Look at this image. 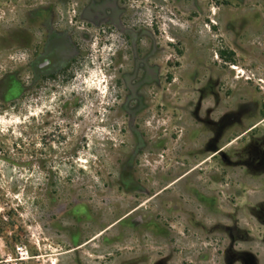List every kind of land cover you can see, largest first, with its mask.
<instances>
[{
  "label": "rangeland",
  "instance_id": "obj_1",
  "mask_svg": "<svg viewBox=\"0 0 264 264\" xmlns=\"http://www.w3.org/2000/svg\"><path fill=\"white\" fill-rule=\"evenodd\" d=\"M263 141L264 0H0V264H264Z\"/></svg>",
  "mask_w": 264,
  "mask_h": 264
},
{
  "label": "flooded vegetation",
  "instance_id": "obj_2",
  "mask_svg": "<svg viewBox=\"0 0 264 264\" xmlns=\"http://www.w3.org/2000/svg\"><path fill=\"white\" fill-rule=\"evenodd\" d=\"M40 30L41 31H39V33L37 34L38 41L35 47L36 53H38L35 65L37 74L40 75L42 73L48 72H53V74H57L60 72L64 73L72 57L68 60H65L63 48L56 42L55 38L53 37L54 32L51 27L45 24L43 27H41ZM124 33L128 34L129 31L124 30ZM5 36H8V34H5ZM1 47L3 50L8 51L7 43H2ZM252 131L253 128L247 131L246 134ZM255 143L258 145V148H260L261 141H254L253 143H248L246 148L249 150L251 145H255ZM259 158L260 160L255 162L246 161L244 163L245 168L249 170L250 166H253L257 167V169H259L258 167H261L262 170H264V156L262 157V160L261 157Z\"/></svg>",
  "mask_w": 264,
  "mask_h": 264
}]
</instances>
